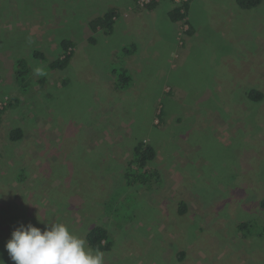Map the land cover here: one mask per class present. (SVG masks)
Segmentation results:
<instances>
[{
  "label": "rangeland",
  "instance_id": "obj_1",
  "mask_svg": "<svg viewBox=\"0 0 264 264\" xmlns=\"http://www.w3.org/2000/svg\"><path fill=\"white\" fill-rule=\"evenodd\" d=\"M155 1L0 0L4 264L11 232L41 220L86 241L104 226V264H264V100L245 95L264 89V0H192L191 25L170 20L178 0ZM111 7L113 31H91ZM63 38L72 57L50 69ZM22 58L30 80L19 86ZM143 139L158 174L132 183Z\"/></svg>",
  "mask_w": 264,
  "mask_h": 264
},
{
  "label": "trees",
  "instance_id": "obj_2",
  "mask_svg": "<svg viewBox=\"0 0 264 264\" xmlns=\"http://www.w3.org/2000/svg\"><path fill=\"white\" fill-rule=\"evenodd\" d=\"M136 1V0H135ZM192 0H181L179 4L176 6H173V8L168 12V16L170 17V20L173 22L182 21L184 24H189L187 19V13L189 10L190 2ZM262 0H236V3L241 9H250L258 6L261 3ZM156 1H150L146 4V8L151 9L156 6ZM118 15V11L115 7L109 8L107 11H105L100 16H96L95 18H92L89 21V27L90 30L95 32L98 29H103L105 33L109 34L113 30V23L115 22V19ZM191 25V24H189ZM90 42H94V38H91ZM134 44H132V48L134 49ZM59 48L61 50L60 53L57 54V57L53 60L50 58V62L48 64L50 69H65L67 65L69 64V61L72 57L74 43L69 38H63L61 39L59 43ZM34 57H39V59H45L44 54L34 51L33 52ZM22 59L18 60L16 62V71H15V77L17 79V82L19 86H23L26 84H29L30 76L29 71L30 68L26 66V64L22 61ZM120 80H123L125 82L130 81V76H126L122 74L119 77ZM246 97L250 101H257L260 102L264 100V89L262 88L257 89L255 87L249 88V90L245 93ZM3 109H0V114ZM10 138L13 140L20 139L22 135V131L20 128L12 129V131L9 133ZM156 155L155 149L152 147L149 141L138 140L131 149V157L128 162V167L126 169V179L129 178V180L133 179V182L141 181L144 178V173H148L151 179L158 174L157 169H155L151 165V161L154 160ZM136 173V174H135ZM145 181V178H144ZM140 183V182H139ZM141 185V183H140ZM147 188V187H146ZM261 205L264 206V199L261 201ZM185 207L186 203L185 201L179 202V212L181 214L185 213ZM243 225V224H242ZM87 242L88 244L94 248L99 249L100 251L107 250L110 247L109 243V235L107 230L102 225H96L93 226L88 232H87ZM185 253L181 250L179 251L178 257L182 259L184 257Z\"/></svg>",
  "mask_w": 264,
  "mask_h": 264
},
{
  "label": "clouds",
  "instance_id": "obj_3",
  "mask_svg": "<svg viewBox=\"0 0 264 264\" xmlns=\"http://www.w3.org/2000/svg\"><path fill=\"white\" fill-rule=\"evenodd\" d=\"M41 222L44 228L21 223L11 232L4 249L14 264H104V253L92 248L66 224ZM0 264H4L3 260Z\"/></svg>",
  "mask_w": 264,
  "mask_h": 264
},
{
  "label": "built area",
  "instance_id": "obj_4",
  "mask_svg": "<svg viewBox=\"0 0 264 264\" xmlns=\"http://www.w3.org/2000/svg\"><path fill=\"white\" fill-rule=\"evenodd\" d=\"M142 4H146V3H149L150 1H153V0H139ZM3 106V103L0 102V109L2 108Z\"/></svg>",
  "mask_w": 264,
  "mask_h": 264
},
{
  "label": "crops",
  "instance_id": "obj_5",
  "mask_svg": "<svg viewBox=\"0 0 264 264\" xmlns=\"http://www.w3.org/2000/svg\"><path fill=\"white\" fill-rule=\"evenodd\" d=\"M156 5H157V3H156ZM154 7H155V5H154ZM154 7H153V8H154ZM153 8L149 9V11L154 10ZM172 8H173V7H172ZM189 8H190V6H189Z\"/></svg>",
  "mask_w": 264,
  "mask_h": 264
}]
</instances>
